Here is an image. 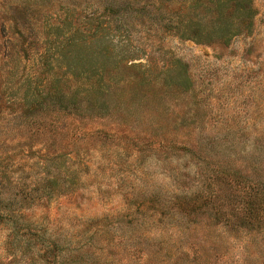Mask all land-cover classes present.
<instances>
[{
    "label": "rangeland",
    "instance_id": "rangeland-1",
    "mask_svg": "<svg viewBox=\"0 0 264 264\" xmlns=\"http://www.w3.org/2000/svg\"><path fill=\"white\" fill-rule=\"evenodd\" d=\"M0 264H264V0H0Z\"/></svg>",
    "mask_w": 264,
    "mask_h": 264
}]
</instances>
